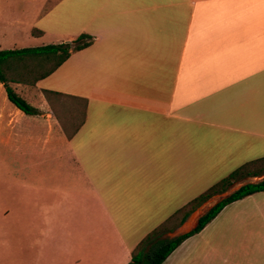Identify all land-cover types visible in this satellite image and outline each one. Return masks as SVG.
<instances>
[{"label":"crops","instance_id":"obj_1","mask_svg":"<svg viewBox=\"0 0 264 264\" xmlns=\"http://www.w3.org/2000/svg\"><path fill=\"white\" fill-rule=\"evenodd\" d=\"M82 33L91 44L49 76L12 83L40 114L3 88L24 116L0 109V264H128L168 216L264 157V0H0V50ZM44 89L86 100L76 130ZM161 264H264V190Z\"/></svg>","mask_w":264,"mask_h":264},{"label":"trees","instance_id":"obj_2","mask_svg":"<svg viewBox=\"0 0 264 264\" xmlns=\"http://www.w3.org/2000/svg\"><path fill=\"white\" fill-rule=\"evenodd\" d=\"M92 36L82 33L66 42L51 43L40 46L0 50V83L7 99L26 115H38L40 110L18 94L12 83L34 85L39 80L53 73L75 51L90 45ZM55 114L59 117H71V124L76 130L84 119L85 99L63 94L53 90H43ZM81 105L83 109H81ZM75 107L74 110L72 107ZM72 130V131H73ZM70 136V134H69ZM264 175V157L247 161L211 185L204 192L190 200L163 222L143 236L131 251L128 264H161L167 256L189 235L201 230L228 203L241 199L252 193L264 190V177L257 182H247L239 186L227 197L215 203L203 214L195 228L175 238L164 235L177 227L185 218L215 194L226 191L234 184L247 177Z\"/></svg>","mask_w":264,"mask_h":264},{"label":"rangeland","instance_id":"obj_3","mask_svg":"<svg viewBox=\"0 0 264 264\" xmlns=\"http://www.w3.org/2000/svg\"><path fill=\"white\" fill-rule=\"evenodd\" d=\"M3 94H4L3 87L2 85H0V109L5 110L7 115H14L16 117L24 116V114H22L20 111L14 109L13 106L10 108L7 107V105L5 104V97L3 96ZM256 180H258V177L256 178L247 177L242 182L238 184H234V186L230 187L228 190L222 193L213 195L208 200H206V202L196 207V209L194 210V215H200L202 213L207 212L215 203L227 197L231 192L236 190L242 184L249 182V181H256ZM6 190H7V155H6V152H4L3 156L0 157V191H3L4 194H6ZM4 200H6V197H4ZM4 200H1V201L4 202ZM174 230L166 233L164 235V238H166L167 235L171 234Z\"/></svg>","mask_w":264,"mask_h":264},{"label":"water","instance_id":"obj_4","mask_svg":"<svg viewBox=\"0 0 264 264\" xmlns=\"http://www.w3.org/2000/svg\"><path fill=\"white\" fill-rule=\"evenodd\" d=\"M187 223L177 227L171 234H168L166 238H175L186 232Z\"/></svg>","mask_w":264,"mask_h":264},{"label":"bare ground","instance_id":"obj_5","mask_svg":"<svg viewBox=\"0 0 264 264\" xmlns=\"http://www.w3.org/2000/svg\"><path fill=\"white\" fill-rule=\"evenodd\" d=\"M196 216H197V215H195L194 217H196ZM194 217H193V218H194ZM190 225H192V223H190Z\"/></svg>","mask_w":264,"mask_h":264}]
</instances>
